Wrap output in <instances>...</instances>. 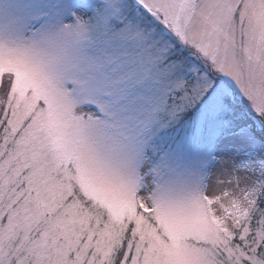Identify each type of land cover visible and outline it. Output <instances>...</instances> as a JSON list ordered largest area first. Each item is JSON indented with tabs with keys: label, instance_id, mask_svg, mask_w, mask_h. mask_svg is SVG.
Returning a JSON list of instances; mask_svg holds the SVG:
<instances>
[{
	"label": "snow or ice",
	"instance_id": "snow-or-ice-1",
	"mask_svg": "<svg viewBox=\"0 0 264 264\" xmlns=\"http://www.w3.org/2000/svg\"><path fill=\"white\" fill-rule=\"evenodd\" d=\"M0 264H264V0H0Z\"/></svg>",
	"mask_w": 264,
	"mask_h": 264
}]
</instances>
